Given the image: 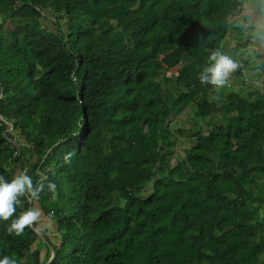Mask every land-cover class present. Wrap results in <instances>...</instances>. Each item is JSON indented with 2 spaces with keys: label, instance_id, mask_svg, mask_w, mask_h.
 Here are the masks:
<instances>
[{
  "label": "trees",
  "instance_id": "obj_1",
  "mask_svg": "<svg viewBox=\"0 0 264 264\" xmlns=\"http://www.w3.org/2000/svg\"><path fill=\"white\" fill-rule=\"evenodd\" d=\"M253 11L248 0H0V173L11 178L25 149L36 157L38 195L16 208L38 202L57 225L42 264H264V65L238 62L228 95L198 78L231 37L248 49L253 29L237 22ZM164 68L177 69L175 92ZM9 122L25 142L6 138ZM11 219L0 256L35 264V221L16 234Z\"/></svg>",
  "mask_w": 264,
  "mask_h": 264
},
{
  "label": "rangeland",
  "instance_id": "obj_2",
  "mask_svg": "<svg viewBox=\"0 0 264 264\" xmlns=\"http://www.w3.org/2000/svg\"><path fill=\"white\" fill-rule=\"evenodd\" d=\"M248 1L250 2V5L255 9V11H253L255 13L251 14L250 16L243 15L245 18L250 19L249 20L251 22V23L249 22L250 25L247 23V20L245 18L242 19V17H241V20H239L237 23L240 24V26H245L246 33L249 29L250 30L253 29V31L250 32L251 34H253L250 40L252 41V43L249 45L247 50L235 51L234 48L237 46V42L235 41L234 38L231 37L228 41V45H225L226 46L225 51L229 55L233 56V58L236 59L238 62H241V60H246L249 58L251 63L255 67H257V64L264 65V62H262L264 61V59L263 60L259 58L257 59L258 55L256 54V52H258L260 53V55H264V53H262L264 52L263 51L264 50V35H263V32H264V0H248ZM44 23L46 27H48L50 30L55 31V27L50 22V19H44ZM176 71H177L176 68L173 70H167V68H164L161 73V78L163 80L165 79V76H170V78H172L171 82L168 83L167 85L163 84V87H166V89L170 88L171 91L173 92H175L174 88H176V75H175ZM234 71L235 70H233L230 73L229 77L227 78V83L224 86L219 88V91L224 90L225 92L224 91L223 92L226 95L229 94L228 90L230 88L237 90L239 87L237 83L240 80L237 76L233 75ZM253 74L254 75L256 74V77L250 78L248 77V75L247 76L245 75L244 79L246 81V84L248 82H253L254 80V82H256L258 85L259 79L257 77L260 76V73L257 71L256 73L254 72ZM217 96L218 95H215V94L211 95L213 100H217ZM195 110H196L195 106L189 107L187 111L182 114L183 119H187V121L188 120L190 121V117H188V113L194 114ZM7 124H8V129H7L6 138H8L9 140H13V141L25 142L24 138L20 135V130L14 128L13 124L10 122ZM179 126H181V121L178 122V125L175 128L177 129L179 128ZM186 145H187L186 143H183V145H180L178 147V151L182 153V150L184 147H186ZM26 152H27V149L24 150L25 155L22 158V162L14 168L13 174H19L22 171H26L28 173L31 169L30 163L35 164L36 157L35 156L31 157V155L27 154ZM149 189L150 188H148L147 190ZM114 203L116 204V200L114 201ZM33 204H34L33 208L38 209L40 213L38 218L35 220V223H36L35 230L37 231L38 234H40V238L33 245V258L35 259V264H42L47 259V255H48V249H47L48 247L46 244V240H48L50 243L54 245H58L59 235L57 232L56 223L53 220L47 218L42 213L40 204L38 202H34ZM52 257H54L53 253L51 254L50 260L52 259Z\"/></svg>",
  "mask_w": 264,
  "mask_h": 264
},
{
  "label": "clouds",
  "instance_id": "obj_3",
  "mask_svg": "<svg viewBox=\"0 0 264 264\" xmlns=\"http://www.w3.org/2000/svg\"><path fill=\"white\" fill-rule=\"evenodd\" d=\"M238 67L239 63L233 56L216 48L209 52L207 63L201 67L198 78L202 83L210 84L218 91L227 83L230 73ZM49 187L54 188L55 184L49 182ZM26 193H30L32 198L38 195L33 179L26 171L13 174L11 178L0 173V220H8L12 217L6 226L9 233H22L25 226L35 221L40 214L35 208H28L17 213L16 204L19 197ZM13 213L17 214L13 216ZM0 264H18V260L11 255H2Z\"/></svg>",
  "mask_w": 264,
  "mask_h": 264
},
{
  "label": "water",
  "instance_id": "obj_4",
  "mask_svg": "<svg viewBox=\"0 0 264 264\" xmlns=\"http://www.w3.org/2000/svg\"><path fill=\"white\" fill-rule=\"evenodd\" d=\"M31 208V207H30ZM53 258V257H52Z\"/></svg>",
  "mask_w": 264,
  "mask_h": 264
}]
</instances>
